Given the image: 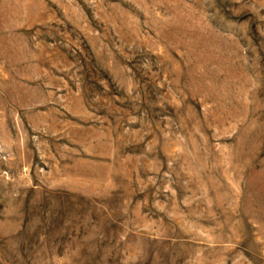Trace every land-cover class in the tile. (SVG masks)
I'll return each mask as SVG.
<instances>
[{"label":"rangeland","instance_id":"1","mask_svg":"<svg viewBox=\"0 0 264 264\" xmlns=\"http://www.w3.org/2000/svg\"><path fill=\"white\" fill-rule=\"evenodd\" d=\"M0 264H264V0H0Z\"/></svg>","mask_w":264,"mask_h":264}]
</instances>
